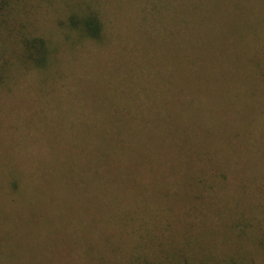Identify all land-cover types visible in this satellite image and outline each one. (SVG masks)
Returning a JSON list of instances; mask_svg holds the SVG:
<instances>
[{"label":"rangeland","instance_id":"obj_1","mask_svg":"<svg viewBox=\"0 0 264 264\" xmlns=\"http://www.w3.org/2000/svg\"><path fill=\"white\" fill-rule=\"evenodd\" d=\"M89 13L101 45L67 29ZM5 17L58 50L0 88V264H128L141 238L148 258L219 253L230 211L264 224V0H13ZM100 144L134 189L120 206L103 172L77 176Z\"/></svg>","mask_w":264,"mask_h":264},{"label":"trees","instance_id":"obj_2","mask_svg":"<svg viewBox=\"0 0 264 264\" xmlns=\"http://www.w3.org/2000/svg\"><path fill=\"white\" fill-rule=\"evenodd\" d=\"M12 2L13 0H0V88L4 87L9 81L12 75L11 70H17L20 66L25 69L45 70L48 68V65H50L54 57L53 55H55L58 50L57 46H51L42 38L27 37L23 34L24 32H22L23 25L16 28L12 25L11 18L6 19L5 13L7 14V12L10 11ZM67 29L71 34L76 36V40L87 39L93 44L98 45L102 43V25L98 17L93 13H89L82 18L77 16L70 18V25L67 26ZM92 149L96 150V156H88L89 158L83 164L81 170H76L78 173L77 176L85 181L84 175L96 172L99 177L102 178L101 172H103L112 195L111 197H113V202L118 203L120 206L122 201H124V197L120 192L116 191L117 187L121 185L124 187L125 191L128 189L129 192H134L131 186L132 183L130 184L126 177L125 180L120 177L118 170L115 169L112 162L108 160L109 153L105 151L101 144L98 147L94 146ZM108 161L109 166L107 167L106 162ZM98 170H100V172ZM101 181L99 183H101ZM121 181H123V183H121ZM194 184L198 186L202 185L201 182L198 183V181L194 182ZM125 187H127V189H125ZM205 188L206 187H204V189ZM187 190H190V193H184V201L181 202L183 206L188 205L194 197L193 192L195 190L193 189L192 191V188L189 186ZM90 194L93 196L91 201L98 200L94 192ZM160 196H162V194ZM195 198L196 197H194V199ZM26 201L29 206L31 200ZM256 206L259 208L262 204ZM125 208L119 214L122 222H125L124 218L130 213L128 208L127 211ZM148 208L149 207H146V210ZM138 211L142 212L141 208ZM230 213L231 211L228 213V218H226L222 224H225V228L219 233V237L211 243L214 244L218 241L221 249L219 253L216 252V249L213 253H200L186 242L181 249L171 248L168 251L161 250L154 257L148 258L144 254L138 255L136 253V251L143 252L145 246L144 242H147V244L151 242V240H144L141 238L133 243L134 252L128 264H264V224L259 220L256 221L252 219L253 215L247 216L246 213L239 214L236 219H229ZM127 221L129 220L127 219ZM88 225L91 226V223ZM217 229L220 228L217 227L214 230ZM113 230L114 228H112V231ZM104 247H109L108 249H110V251L112 250L113 255H115L119 248L117 243L113 240V236L104 244ZM101 264H123V262L115 260V258L107 257V259L104 258L101 260Z\"/></svg>","mask_w":264,"mask_h":264}]
</instances>
